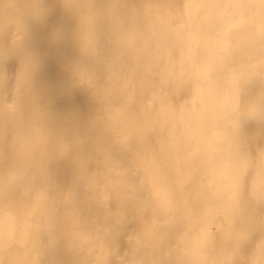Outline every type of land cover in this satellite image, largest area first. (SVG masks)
<instances>
[{"label": "clouds", "instance_id": "clouds-1", "mask_svg": "<svg viewBox=\"0 0 264 264\" xmlns=\"http://www.w3.org/2000/svg\"><path fill=\"white\" fill-rule=\"evenodd\" d=\"M19 2L0 0V13L21 12V27H50L54 39L63 33L74 49L68 71L96 107L85 132L79 117L61 119L27 97L26 50L0 28V197H32V244L53 249L51 259L26 251L3 264H60L61 249L68 264H264V214L254 246L232 219L264 206V138L245 134L264 126V0H192L187 7L209 23L201 45L178 57L122 0ZM213 9H230L238 31L214 33ZM62 15L70 29L55 22ZM10 57L18 60L12 75ZM213 89V110L192 113L189 98ZM203 120L214 128L210 152L189 137ZM255 145L262 164L249 190L244 161ZM58 160L70 165L67 185L56 179ZM3 213L7 253L15 245L6 204ZM221 215L229 227L218 235ZM217 243L227 254L210 259Z\"/></svg>", "mask_w": 264, "mask_h": 264}, {"label": "bare ground", "instance_id": "bare-ground-1", "mask_svg": "<svg viewBox=\"0 0 264 264\" xmlns=\"http://www.w3.org/2000/svg\"><path fill=\"white\" fill-rule=\"evenodd\" d=\"M17 8H23L19 0H11ZM192 0H122V6L130 12L138 14L145 22L150 32H154V38L161 40L162 51L167 54L171 48L173 56L178 57L182 52L187 54L193 48L201 45L202 26L209 21L204 15L187 7ZM227 2V0H222ZM118 5L117 7H120ZM230 9H213L212 23L215 33L216 28L224 32L232 33L238 31L234 27L239 17L229 16ZM21 12L9 11L0 13V28L10 32L12 38L20 40L26 50V62L29 66V80L23 88L27 97H36L41 107L52 110L63 119L77 116L81 119L87 132V121L95 110L94 100L85 93L71 77L68 71V64L74 54V49L69 40L64 38L63 33L53 38L51 28H39L29 26L27 30L18 24ZM55 22L71 28L68 17L57 16ZM34 64V67H33ZM18 60L10 57L5 61L4 70L7 74L15 73ZM210 70V69H207ZM15 80L13 79V84ZM213 92L207 94L195 93L189 98L188 108L192 113H210L213 110ZM249 142L258 141L264 138V126L249 125L245 130ZM189 137L194 149L207 148L210 152L215 143L214 128L210 120H203L198 124H193L189 128ZM244 163L247 165L245 184L251 189L253 181L261 169L260 145L251 148V156ZM56 179L62 184H69L71 181V169L67 161L58 160L55 163ZM96 196L102 200V190L97 191ZM31 199L25 203L15 197H0V264L4 259H23L24 253L28 251L30 258L51 259L53 257L52 247H34L32 224L33 210L31 209ZM8 206L11 237L14 247L9 252L3 250V206ZM264 214V206H260L257 211L251 208H243L233 215L237 227H247L250 233L247 244L255 245L258 242L261 231L259 228L261 215ZM229 227V217L219 216L214 224L213 231L218 235L223 234ZM121 244L123 237H120ZM90 245L86 244L85 247ZM99 249L96 248L93 257ZM227 254V249L217 243L214 252L209 258H218ZM55 258L60 264H68L70 256L66 250H59ZM82 259L88 258L87 252L81 254Z\"/></svg>", "mask_w": 264, "mask_h": 264}]
</instances>
